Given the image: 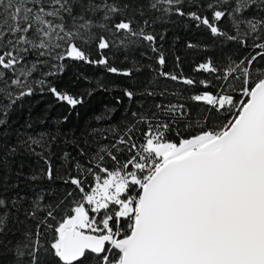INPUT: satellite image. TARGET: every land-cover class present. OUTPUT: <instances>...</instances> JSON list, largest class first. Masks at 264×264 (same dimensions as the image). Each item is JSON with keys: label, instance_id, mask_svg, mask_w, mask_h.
Segmentation results:
<instances>
[{"label": "snow or ice", "instance_id": "obj_1", "mask_svg": "<svg viewBox=\"0 0 264 264\" xmlns=\"http://www.w3.org/2000/svg\"><path fill=\"white\" fill-rule=\"evenodd\" d=\"M175 18L211 38L186 44L194 75L165 70ZM70 62L184 88L130 84L144 103L79 136L68 115L16 126L36 92L74 110L108 91L60 88ZM0 264H264V0H0Z\"/></svg>", "mask_w": 264, "mask_h": 264}, {"label": "trees", "instance_id": "obj_2", "mask_svg": "<svg viewBox=\"0 0 264 264\" xmlns=\"http://www.w3.org/2000/svg\"><path fill=\"white\" fill-rule=\"evenodd\" d=\"M159 31L166 33V38L163 41V50L167 56L166 71H173L175 69V57L180 56L183 61L181 67L185 75H194L192 68L194 62L200 61L205 55L202 51L195 49H187L186 44L191 41L192 43H210V37L203 29H196L191 26L188 21L175 18L174 22L167 24L157 25ZM152 55V54H149ZM137 59L141 60L143 64L153 63L150 60L141 58L138 54ZM123 57L119 56L115 59V65L117 67H127L128 65L122 63ZM178 71V70H177ZM87 77V80H85ZM151 77L156 80L158 88H168L169 92L179 91L184 88L183 85H177L175 82L164 80L163 78H156L155 73H151L147 68L144 71L136 74L135 80L107 73L103 67H97L94 65H88L81 62L68 63L64 73L57 79V84L60 88L65 89L73 94H80L88 88H94L96 81H103L108 91H94L91 96H85V102L82 105L77 106L76 109L71 110L69 106L63 103H56L54 98L49 94H41L36 92L32 97H28L18 107L13 115L15 125H22L26 120L31 119L36 123V127L41 125L38 123L40 120H47L46 127L54 129L56 127V121L68 115L69 120L66 124L59 125L63 130H73L77 136L86 129L90 124H95L94 117L98 114H102L106 109H115L112 113V122H120L128 113L125 109L130 111L136 110V107L144 101L137 97V104H129L126 98L122 97V90L130 84H135L140 87ZM187 95L188 93H184ZM122 99L121 104H116V98ZM157 100L160 97L156 98ZM177 97L169 95L165 102L171 100L175 102ZM149 103L152 101L149 100ZM189 103L191 107H195L188 101H181ZM71 114L69 115V113ZM26 167L28 165L35 166L34 158H30L25 161ZM59 166L57 165V168Z\"/></svg>", "mask_w": 264, "mask_h": 264}]
</instances>
